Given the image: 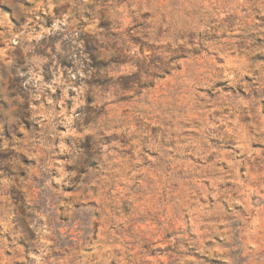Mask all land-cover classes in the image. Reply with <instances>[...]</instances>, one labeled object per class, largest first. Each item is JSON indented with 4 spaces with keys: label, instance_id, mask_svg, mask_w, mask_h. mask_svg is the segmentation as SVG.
Here are the masks:
<instances>
[{
    "label": "clouds",
    "instance_id": "clouds-1",
    "mask_svg": "<svg viewBox=\"0 0 264 264\" xmlns=\"http://www.w3.org/2000/svg\"><path fill=\"white\" fill-rule=\"evenodd\" d=\"M253 144L264 0H0V264H264Z\"/></svg>",
    "mask_w": 264,
    "mask_h": 264
},
{
    "label": "rangeland",
    "instance_id": "rangeland-1",
    "mask_svg": "<svg viewBox=\"0 0 264 264\" xmlns=\"http://www.w3.org/2000/svg\"><path fill=\"white\" fill-rule=\"evenodd\" d=\"M245 79L246 80H250L251 78L250 77H246ZM251 147L252 148H259L261 150H264V144H253V145H251ZM238 151H239V149H238ZM193 159H195V157H193ZM146 259H147L148 264H155V260H154V258L152 256H149ZM197 259H198V257H197Z\"/></svg>",
    "mask_w": 264,
    "mask_h": 264
}]
</instances>
